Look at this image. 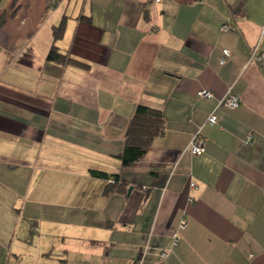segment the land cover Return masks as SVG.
Wrapping results in <instances>:
<instances>
[{
  "label": "crops",
  "instance_id": "0c3cea01",
  "mask_svg": "<svg viewBox=\"0 0 264 264\" xmlns=\"http://www.w3.org/2000/svg\"><path fill=\"white\" fill-rule=\"evenodd\" d=\"M52 1L0 3V264H264V0ZM53 43L78 63L48 60ZM138 104L164 130L122 167Z\"/></svg>",
  "mask_w": 264,
  "mask_h": 264
},
{
  "label": "trees",
  "instance_id": "16d2710c",
  "mask_svg": "<svg viewBox=\"0 0 264 264\" xmlns=\"http://www.w3.org/2000/svg\"><path fill=\"white\" fill-rule=\"evenodd\" d=\"M15 3L16 0H13L11 9L15 8ZM8 15L9 14H7V12H3L0 15V27L5 23ZM65 28L66 18L63 17L60 22L52 28V36L54 41L60 40L63 37ZM47 59L62 64L78 63L69 55L61 53L58 46L54 43L49 49ZM164 121L165 119L161 110L143 104H138L136 106L135 112L127 128L123 149L119 154H117V158H119L122 167L130 166L147 151L153 138L163 133ZM90 172L95 176L105 179H109L110 177L113 178L112 182H109L104 187V195H108L122 189L117 185L119 174H109L107 172L95 169H91Z\"/></svg>",
  "mask_w": 264,
  "mask_h": 264
},
{
  "label": "built area",
  "instance_id": "2783aa9c",
  "mask_svg": "<svg viewBox=\"0 0 264 264\" xmlns=\"http://www.w3.org/2000/svg\"><path fill=\"white\" fill-rule=\"evenodd\" d=\"M149 1L155 3V2H161L164 0H149ZM52 4H53V1L49 0L50 7L52 6ZM220 29L222 31H226L230 29V25L222 24ZM229 56H230V51L228 49H223L222 55L220 58V63H224L229 58ZM249 61L254 62L258 65H263L264 64V52H259L257 49V46H254L250 51ZM196 95L202 98H211L214 96L210 90H206V89L198 90ZM239 104H240V97L232 93H227L226 95L222 96L221 98L217 100V106H226L229 108H235V107H238ZM216 121H217V116L214 114V112H212L207 118V123L215 124ZM249 140H250V136L247 137L246 141L248 142ZM186 150L192 155H199L205 152V139L201 134L200 128H197L193 132L188 142ZM188 184L191 188H196L195 182L191 181V179H189ZM184 225H185V221L181 220L179 226L183 227ZM177 244H178V234H174L171 245L176 246ZM168 254H169V249H165L159 253V257L160 259H165L168 256Z\"/></svg>",
  "mask_w": 264,
  "mask_h": 264
},
{
  "label": "rangeland",
  "instance_id": "374dc122",
  "mask_svg": "<svg viewBox=\"0 0 264 264\" xmlns=\"http://www.w3.org/2000/svg\"><path fill=\"white\" fill-rule=\"evenodd\" d=\"M24 224H25V221H24V220L21 221V224H20V225L24 226ZM4 226H6V223H4ZM2 230H3V228H2ZM32 231H33V230H32ZM16 233H17V231H16ZM17 236L20 237L19 235H17ZM6 237H7L6 233H4V232H0V242L7 243V242H8V239H6ZM37 237H38V236L33 235L32 239H33V238H34V239H37ZM6 240H7V241H6ZM18 240H19V238H16V239L14 240V242L19 243V246H20V247L23 246V245L21 244V242H24V241H18ZM27 241H28V242H26L25 246H29V241H31V240H28V239H27ZM16 243H15V244H16ZM4 246H6V245H4ZM29 247H30V246H29ZM31 247H34V244H32ZM11 258H12V256H11ZM31 259H33V256H30V255H28L27 253L23 252V253L20 255V258H19V260H18V263H19V264H29V261H30Z\"/></svg>",
  "mask_w": 264,
  "mask_h": 264
},
{
  "label": "water",
  "instance_id": "95a60500",
  "mask_svg": "<svg viewBox=\"0 0 264 264\" xmlns=\"http://www.w3.org/2000/svg\"><path fill=\"white\" fill-rule=\"evenodd\" d=\"M131 188H132L131 186L128 188V192L131 190Z\"/></svg>",
  "mask_w": 264,
  "mask_h": 264
}]
</instances>
